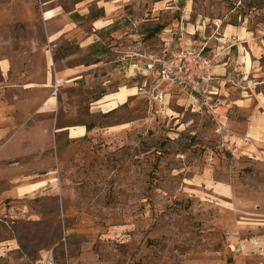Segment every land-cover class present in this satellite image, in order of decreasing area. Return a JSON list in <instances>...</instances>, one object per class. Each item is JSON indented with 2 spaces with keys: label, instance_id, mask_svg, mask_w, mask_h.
Returning a JSON list of instances; mask_svg holds the SVG:
<instances>
[{
  "label": "rangeland",
  "instance_id": "1",
  "mask_svg": "<svg viewBox=\"0 0 264 264\" xmlns=\"http://www.w3.org/2000/svg\"><path fill=\"white\" fill-rule=\"evenodd\" d=\"M45 1L0 0V264H264V0ZM184 43L204 97L55 75Z\"/></svg>",
  "mask_w": 264,
  "mask_h": 264
},
{
  "label": "crops",
  "instance_id": "2",
  "mask_svg": "<svg viewBox=\"0 0 264 264\" xmlns=\"http://www.w3.org/2000/svg\"><path fill=\"white\" fill-rule=\"evenodd\" d=\"M46 2H49V0H46L45 3ZM50 12L51 11H48V14L53 16L56 11L52 13ZM50 16H48V18ZM171 46L162 49L160 52L179 45ZM181 46L197 48L201 47L195 46L193 43H190L189 45L184 43ZM202 47L205 50L203 45ZM63 59L64 60H62V62H67L69 60L68 58ZM55 71L56 77H61L72 84H77L81 80L98 82V92L90 99V104L92 109L102 113L113 111L119 106L126 104L129 99H132L133 96L142 93L146 86L151 87L154 78L152 75L145 74L141 68V65L135 60L119 62L116 66L111 65L110 61L97 60L95 62H91L90 64L80 63L67 65ZM114 76H116L115 79ZM49 79H51V77ZM121 90L125 91V95L119 99L117 95L121 92ZM179 90L184 91L182 89ZM52 99V97L49 98V103H47L48 105H50ZM86 126L87 125L85 124L78 126H65L61 128V130L65 131L68 137L75 139L86 136L93 128L91 125H88L91 127L88 130ZM72 129H74L76 132L74 135L71 134Z\"/></svg>",
  "mask_w": 264,
  "mask_h": 264
},
{
  "label": "built area",
  "instance_id": "3",
  "mask_svg": "<svg viewBox=\"0 0 264 264\" xmlns=\"http://www.w3.org/2000/svg\"><path fill=\"white\" fill-rule=\"evenodd\" d=\"M127 58L135 60L145 74L154 77L152 96L161 103L172 88L184 90L192 99L211 92L214 63L203 47L173 46L162 52H135ZM58 85L60 80L55 79L54 87Z\"/></svg>",
  "mask_w": 264,
  "mask_h": 264
},
{
  "label": "bare ground",
  "instance_id": "4",
  "mask_svg": "<svg viewBox=\"0 0 264 264\" xmlns=\"http://www.w3.org/2000/svg\"><path fill=\"white\" fill-rule=\"evenodd\" d=\"M124 95H125V91H124V90H121V92L117 95V97H118L119 99H121ZM75 133H76L75 130L72 129V130H71V134L74 135Z\"/></svg>",
  "mask_w": 264,
  "mask_h": 264
},
{
  "label": "trees",
  "instance_id": "5",
  "mask_svg": "<svg viewBox=\"0 0 264 264\" xmlns=\"http://www.w3.org/2000/svg\"><path fill=\"white\" fill-rule=\"evenodd\" d=\"M86 128L89 130L91 127L90 126H86Z\"/></svg>",
  "mask_w": 264,
  "mask_h": 264
}]
</instances>
